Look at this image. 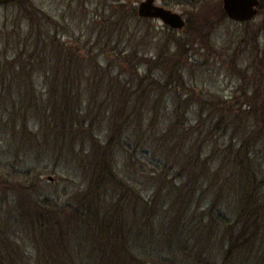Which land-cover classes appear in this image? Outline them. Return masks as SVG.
Wrapping results in <instances>:
<instances>
[{
  "label": "rangeland",
  "instance_id": "374dc122",
  "mask_svg": "<svg viewBox=\"0 0 264 264\" xmlns=\"http://www.w3.org/2000/svg\"><path fill=\"white\" fill-rule=\"evenodd\" d=\"M220 3L178 6L187 15L178 33L137 18L128 0H34L45 17L0 8V230L16 264H80L94 246L109 257L115 245L106 264H264V221L254 246L229 250L242 220L226 167L245 159L264 200V9L230 22ZM104 152L129 192L95 184ZM27 186L50 203L33 208ZM90 200L116 219L94 227L105 232L96 244L62 214L88 213ZM48 211L59 226L39 230ZM44 229L71 251L48 249Z\"/></svg>",
  "mask_w": 264,
  "mask_h": 264
},
{
  "label": "trees",
  "instance_id": "16d2710c",
  "mask_svg": "<svg viewBox=\"0 0 264 264\" xmlns=\"http://www.w3.org/2000/svg\"><path fill=\"white\" fill-rule=\"evenodd\" d=\"M47 37H49L48 41L51 42V44H53V42L51 41V40H53L52 37H50V36H47ZM43 47H46V46L44 45ZM260 73H262V71H260ZM2 99H3V95L0 92V101ZM3 101H4V99H3ZM216 108L227 112V114L230 112H235V110L230 108V107L217 106ZM104 148L105 149L103 151H106L107 145L104 146ZM3 153H6V151L4 152V150H2L0 152L1 155ZM107 154L108 153H106V152L98 153L97 156L95 157V159L93 160L92 168L94 167L95 170H93L92 174L97 177V181L95 182V184H97V186L100 185L101 187L106 188V187H108V184L113 183L114 187L116 188L115 191H117L118 189H121V188L122 189L126 188L127 192H129V190L127 188L128 181L126 180V178H123V179L117 178L116 167L113 166L112 162H109L107 160ZM185 161H186L187 166H188L187 169H190L191 167H193L195 169L196 157L186 158ZM247 165H249V164L245 159L236 158V159L230 160L226 166V167H228V169H231V172H232V175H230V179L233 180L234 185L232 188L235 189V192L237 194L236 198L239 199V201H240L238 217L240 220H242L240 222V225H239V231L236 235L237 237L235 239H231V241L229 242V244L231 243V245L229 246V250H231V248H234V250L235 249L240 250L241 248L239 247V245L240 246L241 245L247 246V245H251L252 243L254 244L256 242V240L261 237V234H260L261 228L260 227L263 224L262 222L264 221V217H263V213H262V210L264 208V207H262L264 205V200L257 194L260 191V189H262V185H261V181L258 182V184L255 182V178H256L255 174L256 173L253 170H251ZM92 168H90V169H92ZM10 172L11 173L13 172V174L11 175L13 178L21 179L22 173L18 172V170L17 171L11 170ZM90 174H91V172H90ZM92 174H91V177H93ZM24 175H26V174H24ZM115 179L120 181L119 186L116 185V183H114ZM26 190H28V193H26L27 196L29 195L28 198L32 201V203L34 205L33 208L38 209L41 202L50 203L48 201V199H46V198H42L41 200H36V198L38 197V192L35 189H33V187L27 186ZM133 193H135V192H133ZM135 194H138V193H135ZM27 196H25V197H27ZM87 203L89 204V207L91 209V200H90V202H87ZM98 205L101 208L91 209V211L88 213L78 212L77 210H75V208H73V206H71V208H67V210L61 209L63 215L66 216L68 213L69 217L73 219L71 221L73 225H71V227H70V232L72 234H74L75 236H78V237L90 238L89 240L93 241L94 244H96V240L101 241V239H102L101 237H103L102 235H105V232L102 229L95 231L94 227H100L104 222H108V223L112 224V222H114L116 220V219H112L111 218L112 216H110V214H111L110 211H112V210H110V211H108V209L106 210V207H104L101 202H99ZM41 207H45V206L43 205ZM115 207L119 209L121 206L115 205ZM101 209L106 210V212L104 214L105 217L103 216V219H101V220L100 219H91V220L89 219L97 210L98 211L94 215L100 216ZM61 210L59 208H56L57 216H59V217L61 216L60 215ZM104 210H103V212H104ZM127 210H128L127 207L125 208V206H123L121 208L120 212L116 215V218H119V217L125 218L126 216L124 213H126ZM117 211H119V210L113 208V214ZM53 216H54L53 212H49V211L45 215H43V213L39 214L37 216V218H40L41 220H39V223L35 224L36 227L40 230L43 226H46L49 222H52L54 227L59 226L58 224L54 223L55 220H51V217L54 218ZM118 220L119 219H117V221ZM120 221H122V220H120ZM36 222H38V221H36ZM99 222H103V223H99ZM238 224H239V222H237V225ZM1 228H3V227L1 226ZM89 228H93V229H89ZM119 229L121 231V228H119ZM41 231H42L41 233H43V237H45V239H46V242H44V243H46L47 245H45V246L48 247V249H51L52 252L53 251L54 252L59 251V249H63V248H64L63 249L64 254L66 251H69V252L71 251V248H69L71 246H67L65 244V241L63 240V235L59 236V234L56 232L55 229H50V230L44 229ZM51 233L55 234V235L57 234V236L54 235L55 239L52 238V236L50 235ZM98 236H99V238H98ZM92 237H95V238L92 239ZM107 238H108V241H110L111 233H107ZM7 239H8L7 234H5L4 232H2L0 230V264H8V262H9V264H16L14 261L15 258H20L21 255H20V253L17 252L19 250H15L14 252L12 250H10L11 244H9ZM100 241H98V242L100 243ZM116 241L118 242V240H116ZM108 243H111V242H108ZM67 244H70V241H68ZM253 244L251 246H254ZM86 246H88V245H85L84 247H86ZM91 247H93V246H91ZM116 247L117 246L115 245V247H113L112 250H110L111 256L108 257V256H105L103 254L101 257L97 253L98 248H96L94 246L93 249L91 248V251L93 250V252H91L90 254L78 256V258L81 260L80 264H96L99 262H101V263L105 262V264H106V259L115 258L113 255V253H114L113 251L116 250ZM106 249L108 250L109 248H106ZM81 251L82 250H80V252ZM100 251H102V250H100ZM107 252H109V251H107ZM101 253H103V252H101ZM6 255L8 256V258L6 257ZM56 259H60V257H58ZM132 259L133 260H131V262H127V263H132L133 261H135L136 262L135 264H146L145 263L146 261H142V258L137 257V259H136L134 256H132ZM124 261H126V259ZM147 263H148V261H147Z\"/></svg>",
  "mask_w": 264,
  "mask_h": 264
},
{
  "label": "flooded vegetation",
  "instance_id": "af4514ba",
  "mask_svg": "<svg viewBox=\"0 0 264 264\" xmlns=\"http://www.w3.org/2000/svg\"><path fill=\"white\" fill-rule=\"evenodd\" d=\"M99 2H113L116 0H97ZM130 4H132V11L135 14L137 18L141 19H146V20H151V21H156L161 25L163 29L166 31H171L177 33L179 31H186V26H187V15H185V11L183 9H179L178 6H184L185 3H195L196 0H128ZM242 2H251L253 3L252 5V10H254V14L250 17V19H245V20H238L231 18L228 13L226 12L224 8V0H221V7H220V12L224 15L228 21L232 22H240V23H245L256 17L257 15L261 14L263 9H264V0H241ZM145 2L146 6L150 10H165L169 11L170 13L178 15L179 18H181L184 21V24L182 27H174L170 25L168 22L166 23L160 16H154V15H147V16H140L139 14V7L140 5ZM7 5H17L18 6V14L21 15H35L39 17H45V12L42 10L43 8L41 6L37 7L34 4V0H10L7 2H1L0 3V8L5 7ZM3 16H7L4 14ZM209 24V23H208ZM210 25V24H209ZM212 25V24H211ZM177 45V43H176Z\"/></svg>",
  "mask_w": 264,
  "mask_h": 264
},
{
  "label": "water",
  "instance_id": "95a60500",
  "mask_svg": "<svg viewBox=\"0 0 264 264\" xmlns=\"http://www.w3.org/2000/svg\"><path fill=\"white\" fill-rule=\"evenodd\" d=\"M10 0H0L1 2H7ZM143 2L139 7L140 16L154 15L160 16L166 23L168 22L170 25L174 27H182L184 21L178 17V15L170 13L165 10H150ZM253 3L251 2H242L241 0H224V8L228 15L231 18L238 20L250 19V17L254 14V10H252Z\"/></svg>",
  "mask_w": 264,
  "mask_h": 264
}]
</instances>
